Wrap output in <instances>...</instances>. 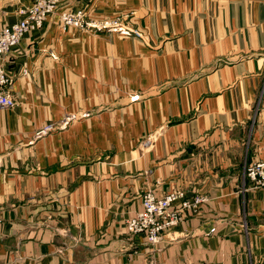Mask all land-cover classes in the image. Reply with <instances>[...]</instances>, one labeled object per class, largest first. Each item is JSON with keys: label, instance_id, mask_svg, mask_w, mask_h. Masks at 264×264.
Segmentation results:
<instances>
[{"label": "crops", "instance_id": "crops-1", "mask_svg": "<svg viewBox=\"0 0 264 264\" xmlns=\"http://www.w3.org/2000/svg\"><path fill=\"white\" fill-rule=\"evenodd\" d=\"M3 70L0 264H264V0H62ZM148 191L206 201L151 246L125 227Z\"/></svg>", "mask_w": 264, "mask_h": 264}, {"label": "built area", "instance_id": "built-area-1", "mask_svg": "<svg viewBox=\"0 0 264 264\" xmlns=\"http://www.w3.org/2000/svg\"><path fill=\"white\" fill-rule=\"evenodd\" d=\"M32 4L19 11L22 18L11 25L0 29V111L11 109L15 106L7 85L9 79L3 70L5 55L18 45L23 37L29 32L41 28L46 18L53 14L62 0H31ZM59 24L63 30L74 28L79 30L97 29L88 19V15L79 10L70 12L64 10L59 15ZM105 24L103 27H106ZM113 30H118L120 34L131 35L143 40L144 35L138 29H125L122 26H112ZM70 118H65L60 125L47 124L37 133L36 137H41L47 133L57 131ZM244 175L249 179L255 188H264V161H258L247 165ZM205 197L195 196L193 199H185L180 192H172L162 197H157L152 191H148L141 197V209L127 218L125 222L126 230L131 235H142L144 240L151 246L158 245L165 232L177 226L187 213L196 212ZM146 264H162L154 259H150Z\"/></svg>", "mask_w": 264, "mask_h": 264}, {"label": "rangeland", "instance_id": "rangeland-1", "mask_svg": "<svg viewBox=\"0 0 264 264\" xmlns=\"http://www.w3.org/2000/svg\"><path fill=\"white\" fill-rule=\"evenodd\" d=\"M180 223H181V222H180ZM180 223H179V224H180ZM160 263H161V262H160Z\"/></svg>", "mask_w": 264, "mask_h": 264}]
</instances>
